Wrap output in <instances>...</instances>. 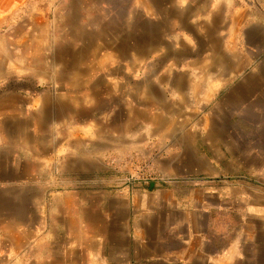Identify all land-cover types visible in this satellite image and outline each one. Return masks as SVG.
<instances>
[{
	"label": "crops",
	"instance_id": "0c3cea01",
	"mask_svg": "<svg viewBox=\"0 0 264 264\" xmlns=\"http://www.w3.org/2000/svg\"><path fill=\"white\" fill-rule=\"evenodd\" d=\"M24 3V0H0V24H10L23 11ZM75 3L71 0V5L65 7L61 23L54 25L55 41L42 57L45 65L36 67L44 71V75L39 72L38 77L58 86L43 98V105L47 104L50 108L44 113L43 106L42 117H73L70 104L73 95L85 106L74 110V117L85 118L92 112L105 109L108 101L113 103L120 96L133 97V92H142L126 88L128 83H109L103 77L96 78L93 83H90L91 80L84 82L83 19L79 21L75 16ZM52 26L51 22L38 20L35 27L28 29L38 31L37 36L40 37L41 34H49ZM94 30V33H86L91 40L85 41V46L94 47L96 55L104 51L122 55L128 61L122 67L124 69L137 67L136 56L142 59L143 65L138 67L146 71L145 75L148 73L144 79L146 90L143 94L148 96V86L154 87L156 92L164 91V95L166 92L174 96L181 94L182 98L166 99L175 101L179 110L171 111L169 115H164L160 109L157 112L153 109L155 112L152 114H137L144 119L142 123L153 118L182 116L184 107L192 112L197 107H207V100L199 97L194 88L190 92L185 90L186 85L227 86L231 85L233 70H252V76L241 78L240 85L228 91L220 103L210 109L211 112L221 113L222 125L213 119L211 125L206 122L208 129L203 131L207 132L209 149L234 151L240 147L233 137H228L240 132L229 133L225 119L227 111L245 101L244 95L250 97L254 89L259 90L264 85V0H132L125 23L121 26L112 23ZM233 48H243L242 52L249 57V61L233 64L231 56L237 51ZM10 52L16 53V56L17 52L21 53L18 47ZM7 55L8 49L0 46V110L8 109L9 100L20 99L16 94L7 97L8 86L18 85L23 80L19 78L15 79L17 83H11L12 77L22 76L25 70L30 69L23 60L19 65L18 62L13 65L12 58ZM115 67L109 65L106 68ZM184 68L199 69L205 74L202 77L192 74V78L185 73L174 78L158 74L167 69ZM100 69H104L103 65ZM166 85H169L167 90L164 88ZM83 90L88 93H83ZM195 91L202 106L194 104L196 94H192ZM215 91L216 88L210 90ZM185 94H188L186 105ZM260 94L264 101V88ZM92 99L95 106L90 108L87 105ZM149 101L143 102L149 106ZM128 111L131 114L132 110ZM126 115L117 113L109 126L111 131L121 132L119 139L127 137L124 131L139 129L135 127L137 121ZM191 117L197 118V112ZM208 118L209 115L205 120ZM170 128L160 127L149 134L142 128L138 132L150 136L172 133ZM183 128L173 133L182 134ZM199 129L190 133L196 135ZM261 134L264 144V129ZM22 140L23 137H20V141L10 149L7 148L11 145L0 143V264L263 263L264 243L258 237V231L260 235L264 228L262 219L249 218L247 223L254 232L248 237L245 236L246 226L242 229L238 223L217 224L223 217L222 213L238 218L247 205L254 206L256 216L263 218V188L247 190L249 187L245 188L240 181L231 179L221 186L209 185L202 189L203 196H199V189L195 190L189 205L181 207L182 216L164 227L161 221L163 210L178 209L180 205H164L163 199H153L151 194L141 193L133 199H124L119 193H112L105 203L97 204L95 200L83 196L82 189H68L65 184H60L59 189L41 190L40 161L41 156L49 155L50 143L42 141L33 146L30 144L34 140L27 143ZM23 147L33 150L35 157L26 158L23 153H18L17 150L24 151ZM238 159L240 164V157ZM80 160L79 166H83V159ZM213 174L217 175L216 169ZM29 180H32L29 189H15L8 184ZM215 197L220 198V202H215ZM29 199L32 207L26 209Z\"/></svg>",
	"mask_w": 264,
	"mask_h": 264
},
{
	"label": "rangeland",
	"instance_id": "374dc122",
	"mask_svg": "<svg viewBox=\"0 0 264 264\" xmlns=\"http://www.w3.org/2000/svg\"><path fill=\"white\" fill-rule=\"evenodd\" d=\"M24 1L21 8L23 11L15 16L10 24L6 22L0 24V46H4V50L8 49L7 57L12 58L13 65H19L20 60H23L30 67L22 76L12 77L11 83H17L15 79L21 78L23 80L18 83L22 85L8 86L7 97L10 98L11 94H16L21 100H9L8 109L0 110V143L11 145L7 149H10L15 142H19L20 137H23L22 141L25 143L34 140V143L30 144L33 146H38V142L42 141L50 143L49 155L41 156L42 161H40L41 190L59 189L60 184H65L68 189H82L83 196H87L89 200H95L97 204L105 203L112 193L115 195L119 193L120 198L124 199H133L141 193L151 194L153 199H163L164 205H180L178 209L163 210L161 221L166 227L182 216L181 207L189 205L188 201L192 199L195 190L201 191L209 185L221 186L226 180L230 182L231 179L240 181L245 188L249 187L247 190L264 189V144L261 134L264 129V101L263 95L260 94L264 85L259 90L254 89L248 99L244 95L245 101L227 111L225 125L229 133L240 132L230 134L228 137H233L241 148L234 151L224 148L209 149L207 132H203L208 129L205 127L206 122H210L211 125L215 119V123L216 121L219 124L222 123L221 113L211 112L210 109L215 108L228 91L239 86L243 80L241 78L252 76L251 73H254L252 70H233L231 85L227 86L186 85L185 90L190 92L192 88L196 89L199 97L206 99L208 105L196 108L197 118L176 117L177 121H188L182 134L163 133L148 136L139 133L140 129H132L130 132L124 131L127 132L125 134L127 137L119 139L121 132L117 133L109 128L117 113L121 112L122 116L127 114L126 116H130L129 119L142 123L144 119L137 114L155 112L153 108L144 104L149 101L148 96L143 94L146 90L144 79L148 73L145 75L146 71L138 67L143 65L139 56L135 58L136 68L124 69L122 67L127 65L128 61L122 55L108 54L107 51L96 55L94 45L91 44L93 48L85 46V41L91 40L86 37V33L92 31L94 33L97 27L112 23L121 26L125 23L129 2L132 0H82L81 2L75 0V16L79 21L83 19V68L86 70V74L83 75L84 82L91 80L90 83H93L96 78L103 77L109 83L119 85L128 83L129 87H124L142 92H133V97L120 96V98L118 95L119 99L116 98L113 103L108 101L105 109L92 112L85 118L74 117V110L84 105L73 95L70 102L73 117H42L43 98L47 97V93H53L58 86L38 77L37 74L40 72L39 74L44 75V71L36 67L45 65L46 62L42 57L55 41L54 25L61 23L65 7L71 5V0ZM38 20L53 24L49 34L44 33L38 37V31L28 29L35 27ZM16 47L21 50V53L17 52V56L16 53L10 52ZM243 50L238 48L232 53L233 64L249 61V57L242 52ZM131 57L134 60V57ZM101 61L104 64H101ZM102 65L104 69H100ZM109 65L117 67L107 69ZM198 72L200 75H197ZM183 73L189 78H192V74L195 77H202L205 74L199 69L185 68L158 72L160 75L167 74L165 76L170 78ZM164 88L167 90L169 85ZM215 88V92H210ZM83 93L88 91L83 90ZM165 97L167 100L182 98L180 93L174 96L168 92ZM87 106L94 107V99L90 100V105L88 102ZM128 109L132 110L131 114ZM189 110H191L190 107ZM208 115L209 120L206 121L205 117ZM198 127L200 128L198 134L190 133L193 130L197 131ZM23 148L24 151L17 150L18 153H23V157H35L33 150ZM238 157H240V164ZM80 159H83V166H79ZM214 169L217 175L213 174ZM8 184L15 189H29L32 186V180ZM8 184L5 183L6 186ZM199 196H203L202 191ZM213 199L214 201L217 199L215 202H220L218 197ZM30 201L29 199L26 209L32 207ZM256 212L254 206L247 205L238 218L222 213L223 217L217 224L236 225L238 223L242 229L246 226L245 236L248 237L254 232L250 228V223H247L249 218L257 217L264 222V214L262 218L256 216ZM245 218H247L246 221ZM260 232L259 235L258 231V237L262 238L264 243V228ZM262 260L264 264V258Z\"/></svg>",
	"mask_w": 264,
	"mask_h": 264
},
{
	"label": "bare ground",
	"instance_id": "6f19581e",
	"mask_svg": "<svg viewBox=\"0 0 264 264\" xmlns=\"http://www.w3.org/2000/svg\"><path fill=\"white\" fill-rule=\"evenodd\" d=\"M65 39V38H64ZM70 48V47H69ZM68 49V48H67ZM21 51V50H20ZM79 51V50H78ZM82 52V50H81ZM52 56V55H51ZM50 57V56H49ZM50 60V59H49ZM82 62V61H81ZM66 63V62H65ZM65 70V69H64ZM67 72V71H66ZM78 80V79H77ZM77 82V81H76ZM180 81H178V83H180ZM111 88V87H110ZM161 91V90H160ZM156 92L154 91V87L152 86H148V97L150 98V101H149V106H151L154 110H157L160 109L161 111H163L164 115H169L171 111H177L179 110V105H177V103L175 101H167L166 100V97H165V92L162 91V92ZM122 93V92H121ZM147 93V92H146ZM197 92L195 91V93H193L192 95L196 94ZM188 94H185L184 95V99L187 98ZM248 96V95H246ZM114 98V97H113ZM194 100H195V103L194 104H199L202 106V101H200L201 99H199V97L197 96H194L193 97ZM102 99V98H101ZM199 99V100H198ZM246 99V97H245ZM248 99V97H247ZM100 100V99H99ZM98 100V101H99ZM101 101V100H100ZM189 101V100H188ZM190 105L192 104L191 102L189 103ZM185 105H186V99H185ZM44 113H47L48 112V109L50 108L49 106H47V104L44 105ZM54 106V105H53ZM184 106V104H183ZM191 106H194V105H191ZM189 106V107H191ZM187 109H185L184 107V110L182 111L183 112V115L181 116L180 114L176 115V117H189L190 119H192L193 117H191L192 115L195 116L196 115V111L195 112H192V111H187ZM180 113V112H179ZM47 115V114H46ZM175 118H169V117H162V118H153L151 121H147V122H144V123H140V122H136V125L135 127L136 128H139V129H144L145 132H149V133H154L155 130L159 129L160 127H164L165 129L167 127H171L173 131H176L178 128H182L184 126L187 125V122L186 120H183V121H177L175 120ZM173 119V120H172ZM124 122V121H123ZM120 124V123H119ZM117 126V125H116ZM129 127V126H128ZM121 128V127H120ZM170 128V130H171ZM172 131V133H173ZM143 132V131H142ZM148 133V134H149ZM145 134V133H144ZM146 135V134H145Z\"/></svg>",
	"mask_w": 264,
	"mask_h": 264
}]
</instances>
